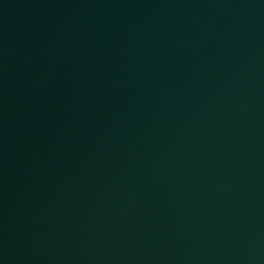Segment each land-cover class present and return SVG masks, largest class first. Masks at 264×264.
Segmentation results:
<instances>
[{
	"label": "water",
	"instance_id": "obj_1",
	"mask_svg": "<svg viewBox=\"0 0 264 264\" xmlns=\"http://www.w3.org/2000/svg\"><path fill=\"white\" fill-rule=\"evenodd\" d=\"M0 264H264V0H19Z\"/></svg>",
	"mask_w": 264,
	"mask_h": 264
}]
</instances>
